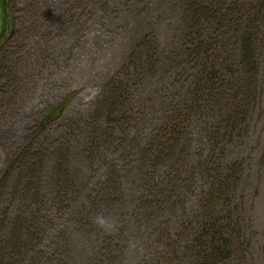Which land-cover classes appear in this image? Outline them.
<instances>
[{
  "label": "rangeland",
  "instance_id": "1",
  "mask_svg": "<svg viewBox=\"0 0 264 264\" xmlns=\"http://www.w3.org/2000/svg\"><path fill=\"white\" fill-rule=\"evenodd\" d=\"M204 1L217 9L223 0ZM4 11L11 25L0 40V230L12 235L18 218L28 233L26 248L10 252L14 264H199L190 236L202 221L207 162L214 171L220 163L236 181L230 206H218L217 215L229 211L244 244L231 260L203 264H264V16L232 139L210 126L214 111L201 105L185 121L183 145L165 159L176 176L155 189L140 174L148 157L127 145L121 129L149 133L163 121L165 98L184 87L193 92L173 69L186 0H0V28ZM223 25L205 22L203 29L214 38ZM144 35L156 44L151 60ZM202 57L209 64V52ZM134 67L139 75L123 84L110 115L111 79L127 84ZM127 92L133 107L144 108L138 119L127 120ZM108 126H115L113 138ZM97 214L114 227H98Z\"/></svg>",
  "mask_w": 264,
  "mask_h": 264
},
{
  "label": "trees",
  "instance_id": "2",
  "mask_svg": "<svg viewBox=\"0 0 264 264\" xmlns=\"http://www.w3.org/2000/svg\"><path fill=\"white\" fill-rule=\"evenodd\" d=\"M226 1L223 0L221 6H216V9L214 5L212 6L211 3L204 0H186L185 15L187 20L184 40L177 53V66L173 69L178 79L192 82L193 92L187 91L191 88L184 87L183 94H178L179 98L176 95L178 91L174 96L165 98L166 100L162 101L165 104L163 121L158 128H151L149 133L138 135L137 132L131 131L130 124H127V130L121 129V131H127V145L132 150H142L148 157V161H143L144 166L143 168L141 166L140 174L143 180L150 179L155 182L156 186L153 184L155 189L163 186V184H158L162 178L172 180V177L176 176V173H173L172 176L169 172L167 173L164 162L166 158L171 159L170 155L176 154L179 145H183L180 141L181 132L187 126L185 121L188 118L190 121L192 120L199 110L197 108L201 105H209V109L214 111L212 116L214 125L210 126L220 127L224 131L223 137L229 136L232 139L234 131L241 123L240 121L236 124L235 121L241 119V104L245 98L243 87L246 77H248L247 69L249 67L253 69L256 65L258 22L261 21L258 19L264 16V0H250L247 3L228 0L231 4ZM1 2L6 4V0H1ZM3 16L6 19L0 28V40L7 34L11 25L5 11ZM205 22L216 25L224 23L220 30L221 33L215 34V30L213 38L212 33L208 34L203 29ZM225 35L227 42L223 43ZM231 35L233 39L228 37ZM143 37L144 39L146 37L144 41L148 45L144 52L146 50L148 59L151 60L155 55L154 38L152 40L147 35ZM1 47L0 45V49ZM214 51L220 54L217 56L213 54V57ZM204 52H209V64L203 62ZM151 66H156L154 60L151 61ZM206 66L209 67L206 68ZM127 74L130 75L129 68H127ZM137 74L138 69L134 67L131 77L127 76V84L120 78L111 79L107 97L109 100L107 103L105 102L110 106V115L115 113L112 112L114 110L110 103L115 105L118 102L119 97L126 91V87H122L123 84L127 86L129 81L133 80V75L137 76ZM172 86L176 88L173 83ZM133 98L132 93L127 92V107H130L127 109V120L138 119L139 117L134 118L133 116H140L144 113L143 106L133 107ZM66 103L58 108H53L45 117V122L55 119L64 109ZM216 104L217 106H215ZM132 107L133 112L131 111ZM107 131L110 138L115 136L113 134L115 126H108ZM88 144H90V140ZM88 149L89 145L86 150L88 151ZM207 158L212 160L213 155H208ZM213 164L215 171L208 162L205 164L204 172L208 178V186L204 192L206 197L202 199L204 212L201 223L199 222L198 228L196 231H192L193 235L190 236V243L194 242L193 249L199 258V264H203V261L205 263L216 261L217 263L218 261L231 260L244 244V235L240 233L238 223L236 222L233 227L230 226V221L233 219L229 211L227 216L217 215L220 212L217 210L218 206H230L232 195L236 193V186H234L236 181H233V175L226 171V167L223 166L222 169L220 163L213 162ZM127 167H130V164ZM167 168L173 171L181 170L172 163H169ZM160 170L162 173L159 172ZM115 184L117 188L122 187V183L117 179ZM116 190L114 189L109 195L114 196ZM224 218H226L227 224H218L220 219ZM14 229L15 231L10 236L4 229L0 230V264H14L15 260L10 252L26 248L28 233L18 218L15 221Z\"/></svg>",
  "mask_w": 264,
  "mask_h": 264
},
{
  "label": "clouds",
  "instance_id": "3",
  "mask_svg": "<svg viewBox=\"0 0 264 264\" xmlns=\"http://www.w3.org/2000/svg\"><path fill=\"white\" fill-rule=\"evenodd\" d=\"M94 222L97 224L98 227L102 228V229H111L114 227V224L112 223V221L104 216L103 214H97L94 217Z\"/></svg>",
  "mask_w": 264,
  "mask_h": 264
}]
</instances>
